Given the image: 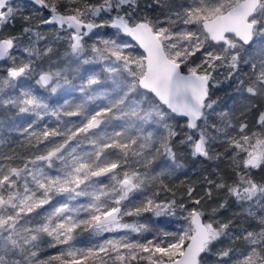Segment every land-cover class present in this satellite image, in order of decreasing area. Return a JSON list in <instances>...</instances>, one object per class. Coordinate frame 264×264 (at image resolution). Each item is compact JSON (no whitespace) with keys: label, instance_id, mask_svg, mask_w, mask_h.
Masks as SVG:
<instances>
[{"label":"snow or ice","instance_id":"snow-or-ice-1","mask_svg":"<svg viewBox=\"0 0 264 264\" xmlns=\"http://www.w3.org/2000/svg\"><path fill=\"white\" fill-rule=\"evenodd\" d=\"M0 264H264V0H0Z\"/></svg>","mask_w":264,"mask_h":264},{"label":"trees","instance_id":"trees-1","mask_svg":"<svg viewBox=\"0 0 264 264\" xmlns=\"http://www.w3.org/2000/svg\"><path fill=\"white\" fill-rule=\"evenodd\" d=\"M226 163V162H225ZM206 165H196L195 166V171H194V173H193V178L195 177V175H196V172H198L199 171V169L201 168V167H205ZM189 167H192V164L190 163L189 164ZM222 171H226L227 169H226V167H222V169H221ZM54 251V250H53Z\"/></svg>","mask_w":264,"mask_h":264}]
</instances>
